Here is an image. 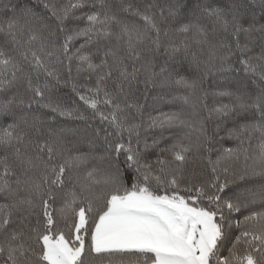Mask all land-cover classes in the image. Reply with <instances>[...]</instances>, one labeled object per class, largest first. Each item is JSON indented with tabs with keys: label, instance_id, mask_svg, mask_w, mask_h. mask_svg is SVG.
<instances>
[{
	"label": "snow or ice",
	"instance_id": "1",
	"mask_svg": "<svg viewBox=\"0 0 264 264\" xmlns=\"http://www.w3.org/2000/svg\"><path fill=\"white\" fill-rule=\"evenodd\" d=\"M0 264H264V0H0Z\"/></svg>",
	"mask_w": 264,
	"mask_h": 264
},
{
	"label": "trees",
	"instance_id": "2",
	"mask_svg": "<svg viewBox=\"0 0 264 264\" xmlns=\"http://www.w3.org/2000/svg\"><path fill=\"white\" fill-rule=\"evenodd\" d=\"M159 90H154L152 88H149L146 92V95L148 97L147 101H145L144 97H140V102L142 104H145L148 111L151 113V115L155 116L157 112H167L170 110L171 105L168 102L167 98L164 99H155L157 97ZM162 95V93H160ZM230 146V145H226Z\"/></svg>",
	"mask_w": 264,
	"mask_h": 264
}]
</instances>
